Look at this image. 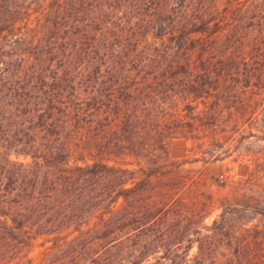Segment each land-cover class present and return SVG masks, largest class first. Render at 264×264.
<instances>
[{
    "label": "trees",
    "instance_id": "16d2710c",
    "mask_svg": "<svg viewBox=\"0 0 264 264\" xmlns=\"http://www.w3.org/2000/svg\"><path fill=\"white\" fill-rule=\"evenodd\" d=\"M216 2L0 0V142L15 152L0 155V264L70 227L55 246L76 264L215 260L213 242L198 235L191 256L193 237L165 229L180 167L149 151L218 118L229 59L264 58V0ZM178 92L181 115L162 101Z\"/></svg>",
    "mask_w": 264,
    "mask_h": 264
},
{
    "label": "rangeland",
    "instance_id": "374dc122",
    "mask_svg": "<svg viewBox=\"0 0 264 264\" xmlns=\"http://www.w3.org/2000/svg\"><path fill=\"white\" fill-rule=\"evenodd\" d=\"M216 1L218 8H223L228 0ZM246 57L236 54L227 61L225 83L209 97L210 107L221 101L220 106L215 105L218 118L205 120L189 133L177 134L165 152L158 143L150 146L152 152L149 151L157 159L165 158L180 167L175 173L177 196L170 206L169 219L166 218L170 223L165 229L174 223L177 226L173 227H180L185 247L193 237L191 256L199 250V242L195 240L198 235L206 244L208 240L213 242L208 251L215 253V260L209 264H264V58ZM236 68L238 74H234ZM247 83L250 85L245 86ZM175 95L178 101H169L166 96H163L166 100L161 96L159 100L168 101L167 106H173L181 115L187 112L184 103L178 104L184 96L181 92ZM200 106L203 109V104ZM156 120H160L159 114ZM77 140L73 148L76 155L81 149ZM2 143L0 155L15 153L13 147ZM10 155L12 159L29 160L24 155ZM115 159L138 169L141 165L138 162L145 158L120 154ZM146 160L144 164L148 166ZM158 185L154 188L167 187ZM71 229L59 236L39 235L30 248L7 257L5 264H76L70 257V249L55 246L68 233L69 239L73 237ZM152 233L149 229V235ZM240 248L242 252L237 254Z\"/></svg>",
    "mask_w": 264,
    "mask_h": 264
}]
</instances>
